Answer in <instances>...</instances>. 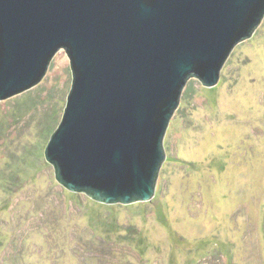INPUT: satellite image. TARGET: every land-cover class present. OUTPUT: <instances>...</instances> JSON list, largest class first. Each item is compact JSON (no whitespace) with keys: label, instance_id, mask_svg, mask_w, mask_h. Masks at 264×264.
<instances>
[{"label":"rangeland","instance_id":"1","mask_svg":"<svg viewBox=\"0 0 264 264\" xmlns=\"http://www.w3.org/2000/svg\"><path fill=\"white\" fill-rule=\"evenodd\" d=\"M71 85L62 49L43 82L0 102V264H264V22L216 87L188 81L147 203L56 181L44 152Z\"/></svg>","mask_w":264,"mask_h":264},{"label":"water","instance_id":"2","mask_svg":"<svg viewBox=\"0 0 264 264\" xmlns=\"http://www.w3.org/2000/svg\"><path fill=\"white\" fill-rule=\"evenodd\" d=\"M264 22V0H0V102L63 49L72 85L45 149L59 185L104 205L157 198L188 81L212 89Z\"/></svg>","mask_w":264,"mask_h":264}]
</instances>
